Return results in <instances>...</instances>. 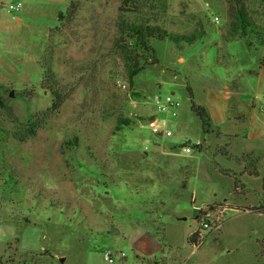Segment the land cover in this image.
I'll return each instance as SVG.
<instances>
[{
	"label": "rangeland",
	"instance_id": "obj_1",
	"mask_svg": "<svg viewBox=\"0 0 264 264\" xmlns=\"http://www.w3.org/2000/svg\"><path fill=\"white\" fill-rule=\"evenodd\" d=\"M10 2L22 8L9 12ZM0 5V201L11 205L0 208V264H264V157L250 155L244 169L219 157L221 171L213 150L194 146L216 136L192 110L208 89L244 81L248 52L256 65L264 60V45L251 47L236 33L239 10L264 28V0ZM126 22L199 37L153 39V51L129 47L144 67L132 86ZM44 67L67 91L57 110L42 86L50 82ZM171 92L176 117L154 100ZM256 104L264 115V96ZM151 116L159 128L176 121L174 135L153 132ZM125 119L132 123L117 131ZM234 122L211 129L227 134ZM243 146L233 144L236 152ZM255 169L259 176L250 175ZM209 210L223 211L221 225L201 231ZM108 250L113 263L104 259Z\"/></svg>",
	"mask_w": 264,
	"mask_h": 264
},
{
	"label": "crops",
	"instance_id": "obj_2",
	"mask_svg": "<svg viewBox=\"0 0 264 264\" xmlns=\"http://www.w3.org/2000/svg\"><path fill=\"white\" fill-rule=\"evenodd\" d=\"M242 65L243 68L239 72L244 77L243 82L226 85L225 91L208 89L204 102L196 101V104L204 107L209 114L211 128L214 124H226L233 120L235 122L231 125L238 127L237 129L226 128L227 134L217 133L210 128L208 133L213 132L216 136L215 144L209 145L206 140L202 143L204 148L209 147L214 151L217 162L219 157H224L219 152L222 147L230 149L229 151L236 156L260 154L261 158L264 157V152H258V150L264 149V115L259 111L261 106L258 109L256 104L257 98L264 96V65L262 60L257 65L254 61H250L249 52L248 56L242 60ZM222 137L228 139L229 142H225L226 140ZM241 140L245 146L241 152H236L233 144ZM248 160L250 161L249 158ZM248 163L241 165L242 168H247Z\"/></svg>",
	"mask_w": 264,
	"mask_h": 264
},
{
	"label": "trees",
	"instance_id": "obj_3",
	"mask_svg": "<svg viewBox=\"0 0 264 264\" xmlns=\"http://www.w3.org/2000/svg\"><path fill=\"white\" fill-rule=\"evenodd\" d=\"M128 2V1H127ZM132 3V2H131ZM129 3V5L131 4ZM77 8L78 4L76 1H71L70 5L68 6L67 9V15L68 16H75L77 13ZM238 25L236 27L237 34H239V37L246 38L249 46L254 47V43L257 42L261 46L264 45V28L257 26L256 24L252 23L249 19L247 14L243 10L238 11ZM64 17V13H61L59 15V19L61 20ZM124 30L127 34V36L131 37V45H127L123 47V50H125V58L128 61L129 64V81L130 85H134L135 83V77L144 69V67L139 66L138 61L136 60L135 55L130 51L129 47L136 45L140 48H143L145 50H151L153 49L150 46L151 40L153 39H159V40H164L165 38H171L176 42L180 41H185L187 43H193L196 41L199 37L197 33H192V34H183V33H174V32H169L166 29L156 26V25H151L148 23H136V22H126L124 24ZM200 34V33H199ZM250 37V38H249ZM262 64L264 65V60L262 61ZM45 71V78L46 80L49 79V84L42 85L44 90H50L51 95L53 96V103H52V109L57 110L60 108L62 105V99L64 98V94L67 93V91L62 90L61 87L57 84L56 80L53 79L54 73L51 69V67H44ZM192 110L196 115L199 117L201 120L202 124V129L205 133H208L211 128V119L209 114L207 113L206 109L202 106L197 105L196 103H192ZM150 121L154 120L155 118L151 116ZM132 123V120H121L119 121L118 125L116 126V130L120 131L122 125L129 126ZM33 129L29 130V134H35L37 130V121L33 123ZM189 144V143H188ZM194 146L199 149V151L203 152L204 151V145L203 143H198L194 144ZM220 150H223L221 154L226 157L228 160L239 164L243 165L244 163H247L250 161V155H242V156H236L232 154L226 147L221 148ZM257 159H253L251 162L252 164H256L255 161ZM258 161V160H257ZM216 166L220 168V165L218 162H216ZM221 171L226 172V170L220 168ZM250 174V171H248ZM250 175H255L259 176L260 172L258 169H255V171L250 174ZM237 183V181H236ZM263 210V209H262ZM259 210V211H262ZM264 212V211H263ZM193 239V235L190 236V241Z\"/></svg>",
	"mask_w": 264,
	"mask_h": 264
},
{
	"label": "built area",
	"instance_id": "obj_4",
	"mask_svg": "<svg viewBox=\"0 0 264 264\" xmlns=\"http://www.w3.org/2000/svg\"><path fill=\"white\" fill-rule=\"evenodd\" d=\"M8 11L9 12H14L19 11L22 8L21 3H7L6 4ZM124 88L127 87L126 84L123 85ZM175 93L171 92L170 94L163 96V95H156L154 97L155 103L158 106L159 112H163L167 115V117H176L178 115V107H179V102L174 99ZM264 110V107H263ZM149 126L153 130V132L163 135L164 137H171L174 135L175 130L177 129V123L176 121H170L168 122L165 127L159 128V122L158 120L154 119L149 122ZM182 149L185 153L189 154L193 151V146H191L188 143H185L182 145ZM145 149H148L147 146H145ZM0 208L2 209H8L11 208L10 204L5 203L4 201H0ZM223 211H203V215L199 220V230L204 231L206 229H210L215 227H219L221 225L222 218L221 214ZM214 227V228H215ZM104 259L110 263H113L115 261L113 252L108 250L105 251L104 254ZM121 256L124 257L125 253H121Z\"/></svg>",
	"mask_w": 264,
	"mask_h": 264
},
{
	"label": "water",
	"instance_id": "obj_5",
	"mask_svg": "<svg viewBox=\"0 0 264 264\" xmlns=\"http://www.w3.org/2000/svg\"><path fill=\"white\" fill-rule=\"evenodd\" d=\"M2 7V5H0V8Z\"/></svg>",
	"mask_w": 264,
	"mask_h": 264
}]
</instances>
